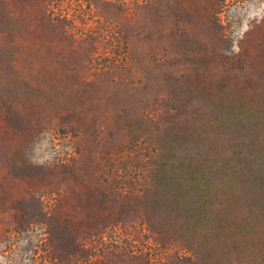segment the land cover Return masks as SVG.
Instances as JSON below:
<instances>
[{"label":"rangeland","instance_id":"rangeland-1","mask_svg":"<svg viewBox=\"0 0 264 264\" xmlns=\"http://www.w3.org/2000/svg\"><path fill=\"white\" fill-rule=\"evenodd\" d=\"M0 264H264V0H0Z\"/></svg>","mask_w":264,"mask_h":264},{"label":"trees","instance_id":"trees-1","mask_svg":"<svg viewBox=\"0 0 264 264\" xmlns=\"http://www.w3.org/2000/svg\"><path fill=\"white\" fill-rule=\"evenodd\" d=\"M14 170V169H13ZM33 169H30L28 167H21V168H18V175L19 176H25V177H33ZM37 169L35 168V173L37 172L36 171ZM14 173H15V170H14ZM17 175V174H15Z\"/></svg>","mask_w":264,"mask_h":264},{"label":"clouds","instance_id":"clouds-1","mask_svg":"<svg viewBox=\"0 0 264 264\" xmlns=\"http://www.w3.org/2000/svg\"><path fill=\"white\" fill-rule=\"evenodd\" d=\"M241 38H243V37L241 36ZM234 51L238 52L239 48L238 47H234ZM33 162L34 163H43L44 161L43 160H34Z\"/></svg>","mask_w":264,"mask_h":264}]
</instances>
